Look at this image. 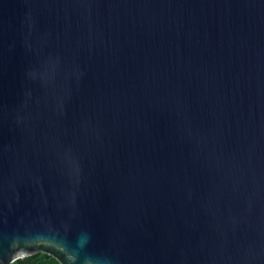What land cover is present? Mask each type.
<instances>
[{"label": "water", "instance_id": "95a60500", "mask_svg": "<svg viewBox=\"0 0 264 264\" xmlns=\"http://www.w3.org/2000/svg\"><path fill=\"white\" fill-rule=\"evenodd\" d=\"M264 264V0H0V264Z\"/></svg>", "mask_w": 264, "mask_h": 264}, {"label": "trees", "instance_id": "16d2710c", "mask_svg": "<svg viewBox=\"0 0 264 264\" xmlns=\"http://www.w3.org/2000/svg\"><path fill=\"white\" fill-rule=\"evenodd\" d=\"M11 264H59V262L47 254L36 253L31 256L18 259Z\"/></svg>", "mask_w": 264, "mask_h": 264}]
</instances>
